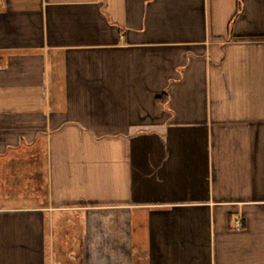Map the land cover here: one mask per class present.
<instances>
[{"label":"crops","instance_id":"0c3cea01","mask_svg":"<svg viewBox=\"0 0 264 264\" xmlns=\"http://www.w3.org/2000/svg\"><path fill=\"white\" fill-rule=\"evenodd\" d=\"M0 264H264V0H0Z\"/></svg>","mask_w":264,"mask_h":264},{"label":"trees","instance_id":"16d2710c","mask_svg":"<svg viewBox=\"0 0 264 264\" xmlns=\"http://www.w3.org/2000/svg\"><path fill=\"white\" fill-rule=\"evenodd\" d=\"M167 92L164 94V96L163 97H161V98H159V100H160V102H162L163 100H165L166 99V97H167Z\"/></svg>","mask_w":264,"mask_h":264},{"label":"built area","instance_id":"2783aa9c","mask_svg":"<svg viewBox=\"0 0 264 264\" xmlns=\"http://www.w3.org/2000/svg\"><path fill=\"white\" fill-rule=\"evenodd\" d=\"M237 225H238V226H240V225H241L240 221H238V222H237Z\"/></svg>","mask_w":264,"mask_h":264}]
</instances>
